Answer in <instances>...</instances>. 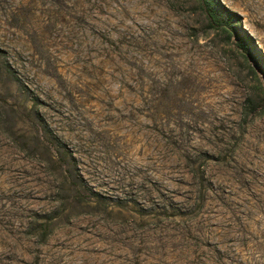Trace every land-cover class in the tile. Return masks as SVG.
Returning <instances> with one entry per match:
<instances>
[{"label":"rangeland","instance_id":"rangeland-1","mask_svg":"<svg viewBox=\"0 0 264 264\" xmlns=\"http://www.w3.org/2000/svg\"><path fill=\"white\" fill-rule=\"evenodd\" d=\"M0 0V264H264V0Z\"/></svg>","mask_w":264,"mask_h":264},{"label":"trees","instance_id":"trees-1","mask_svg":"<svg viewBox=\"0 0 264 264\" xmlns=\"http://www.w3.org/2000/svg\"><path fill=\"white\" fill-rule=\"evenodd\" d=\"M198 1L201 4V9L204 13L206 20L209 23V26L212 28H223L224 25L218 21V19L215 15L213 9L211 8L208 0H198Z\"/></svg>","mask_w":264,"mask_h":264}]
</instances>
